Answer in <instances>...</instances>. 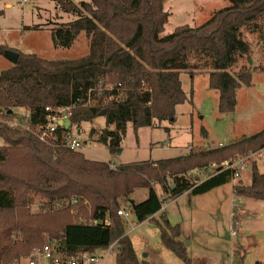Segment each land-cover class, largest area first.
I'll return each mask as SVG.
<instances>
[{"label":"trees","instance_id":"1","mask_svg":"<svg viewBox=\"0 0 264 264\" xmlns=\"http://www.w3.org/2000/svg\"><path fill=\"white\" fill-rule=\"evenodd\" d=\"M52 1L76 17L53 24L54 46L69 48L85 32L89 52L76 59L53 60L0 45V53H19L17 63L0 72V137L5 141L0 145V264L17 263L52 241L69 257L117 242L114 264H152L138 258L127 234V220L117 213L121 208L129 209L139 222L155 220L164 245L186 264H197L180 239L181 225L170 222L164 213L157 220L156 214L164 203L185 192L199 195L232 181L230 169L202 181L190 172L264 148V128L227 145L113 168L82 151L52 148L9 121L23 108L35 126L45 120L46 107L73 105L71 121L79 125L105 110L103 135L109 138L110 152L119 153L128 122L137 131L175 120L176 107L187 99L180 73L191 67L188 59L191 55L196 59L194 54H200L210 69L209 86L218 92L219 111L233 112L238 90L251 86L253 80L250 66L229 71L240 58L251 57L244 30L259 34L263 47L259 71L264 74V0H229V6L205 23L179 25L165 36L160 35L169 17L164 0ZM249 170L251 182L239 180L233 192L264 201V172L255 159ZM138 188H147V197L131 203ZM37 199L46 202H41V210L32 211L30 205ZM123 200L128 207H122Z\"/></svg>","mask_w":264,"mask_h":264},{"label":"rangeland","instance_id":"2","mask_svg":"<svg viewBox=\"0 0 264 264\" xmlns=\"http://www.w3.org/2000/svg\"><path fill=\"white\" fill-rule=\"evenodd\" d=\"M19 1L21 0L0 1V9L3 10L0 15V45L53 60L76 59L88 54L89 38L85 32H81L69 48H56L53 44V24L69 22L76 18L75 15L61 10L52 0H28L22 7L17 6ZM230 4L229 0H164L163 6L169 17L160 35L170 34L179 25L199 26L217 10ZM35 25H40L41 29L27 28ZM244 34L251 46V57L240 58L229 71H237L243 65L250 66L253 80L251 86L243 85L238 90V101L233 112L219 111L218 92L209 86L210 69L205 66V60L201 61L203 57L200 54H194L196 59L191 57L193 55L188 59L191 67L180 73L187 99L176 107L174 121L162 120L160 124L140 127L137 131L128 122L120 143L121 151L113 154L108 147L109 138L103 135V130L107 128L105 117L98 115L92 121L73 125L75 135L78 129L82 134V152L87 158L116 165L156 161L184 155L190 145L194 149L213 148L219 146V143L227 145L262 130L264 74L259 71V65L263 59V47L258 32L247 29ZM10 66L11 62L5 53H0V72ZM16 111L20 115L25 113L23 108ZM91 129H95L92 135ZM113 129V126L109 127V130ZM0 145H5L1 137ZM238 155L240 154L234 157ZM255 159L259 171L264 172V155L255 156ZM210 164L202 171L210 169ZM192 171L198 173L196 169ZM204 175L202 173L200 176ZM239 180L249 184L251 171H244L239 178L210 192L199 195L183 193L170 199L166 210L162 212L167 213L173 224H181L182 241L188 256L197 264H202V261L206 264H255L257 259L264 260V201L236 196L232 192V185ZM147 193V188H138L130 197L141 201L147 197ZM41 202L46 201L37 199L30 205V209L41 210ZM233 205L238 207L240 215L234 219L238 224V232L232 236ZM122 207H128L127 200L122 201ZM241 208L246 212H240ZM72 212H76L75 209ZM160 217L161 214H158L156 219L161 220ZM81 219L87 221L84 217ZM126 230L140 260L152 264H186L164 245L160 227L155 220L148 218L139 222L132 215L127 219ZM117 251L118 247H115L113 254H117ZM27 257H22L14 264H28ZM111 262L114 264L115 258Z\"/></svg>","mask_w":264,"mask_h":264},{"label":"built area","instance_id":"3","mask_svg":"<svg viewBox=\"0 0 264 264\" xmlns=\"http://www.w3.org/2000/svg\"><path fill=\"white\" fill-rule=\"evenodd\" d=\"M28 0H21L17 3L18 7H22ZM110 89L113 88L109 85ZM117 100H119L117 98ZM78 105V102L76 103ZM73 105L70 106H58V107H46V117L43 122H40L33 126L30 123L29 112L19 115L12 121H9V125L22 126L26 130L32 132L39 141L49 145L52 148H65L73 151H82L83 141L81 139V132L78 129L77 135L73 132L74 123L71 121L69 127L66 128L65 122L70 119L73 114ZM24 118V121L21 120ZM61 121V124H59ZM77 125V124H75ZM264 155V148L251 152L246 155H238L237 157L227 159L222 162L221 165L212 163L211 167L214 172H208L216 174L219 171L230 169L233 172V178H239L241 174L249 168V162L255 159V156ZM217 168L219 170H217ZM164 208V206H163ZM118 215L128 219L132 216V212L129 209L121 208ZM106 223H111V218L106 219ZM234 224H237L234 223ZM236 233V229L232 230V234ZM115 247H118V243L114 242L105 249L96 251H84L76 257L65 256L60 249V245L55 242H48L42 248H34L29 257L28 264H111V259L116 257L113 254ZM27 257V258H28Z\"/></svg>","mask_w":264,"mask_h":264},{"label":"crops","instance_id":"4","mask_svg":"<svg viewBox=\"0 0 264 264\" xmlns=\"http://www.w3.org/2000/svg\"><path fill=\"white\" fill-rule=\"evenodd\" d=\"M11 65H12V63H11ZM237 96H238V92H237ZM237 101H238V99H237ZM105 117V116H104ZM221 145H224V144H222V143H219V146H221ZM191 149H194V146H192V145H190L189 146V150L186 152V154L191 150ZM256 160V159H255ZM110 165H111V167H113V168H116V167H118V166H120V165H116V164H114V163H110ZM247 170H249V168L247 169ZM207 171L208 172H214L213 171V168L212 167H210V169H208V170H206V171H200V170H198V173H195V172H193V171H191L190 172V175L192 176V177H195L196 179L197 178H199V180L200 181H202V180H204V179H206L208 176H210V175H208V174H210V173H207ZM202 173H204L205 175H204V177H201L200 175L202 174ZM242 175V174H241ZM234 179V178H233ZM233 179H232V181H233ZM233 185H234V183H233ZM233 185H232V192H233ZM222 186V185H221ZM172 187H174V185H172ZM218 187H220V186H218ZM217 188V187H216ZM156 189L159 191L160 189L158 188V186H156ZM215 189V188H214ZM212 191V190H211ZM210 192V191H209ZM185 193H188V192H185ZM234 193V192H233ZM189 194V193H188ZM182 195V194H181ZM180 195V196H181ZM179 197V196H178ZM131 200H135V199H131ZM130 200V201H131ZM136 201H138V200H136ZM168 205V201L166 202V203H164L163 204V206H164V208H163V206H162V209H161V211L160 212H158L157 214H156V217H157V215L158 214H162V212L164 211V210H166V206ZM240 212H242V213H245L246 212V210L244 209V208H241L240 209ZM166 216H167V213L165 212L164 213ZM240 215V213L238 212V207L237 206H235V205H233L232 206V218H233V226H232V230L233 229H236V233L234 234V235H236L237 234V232H238V224H234V223H236V221L234 220L235 219V217H237V216H239ZM254 216V214L252 213V215H251V217H253ZM167 218H168V216H167ZM169 219V218H168ZM127 220V219H126ZM169 221L171 222V220L169 219ZM181 225V224H180ZM242 228V227H241ZM181 229H182V226H181ZM232 230H231V235L233 236V234H232ZM242 234V231H241V233H240V235ZM180 239L181 240H183L182 239V237H180ZM257 262L256 263H258V262H264V260H259V259H257L256 260ZM111 262V261H110ZM111 264H113V262H111Z\"/></svg>","mask_w":264,"mask_h":264},{"label":"water","instance_id":"5","mask_svg":"<svg viewBox=\"0 0 264 264\" xmlns=\"http://www.w3.org/2000/svg\"><path fill=\"white\" fill-rule=\"evenodd\" d=\"M6 57L10 60V62L12 64H16L18 59H19V53L17 51H14V50H8L6 51L5 53ZM106 112L105 110L101 111L99 115H102V116H105ZM59 124H61V121H59ZM71 124V120L68 119L66 122H65V126L66 128L69 127ZM106 139V137H105ZM131 203L134 202V200H131L130 201Z\"/></svg>","mask_w":264,"mask_h":264}]
</instances>
